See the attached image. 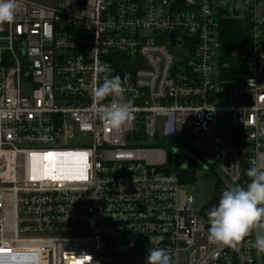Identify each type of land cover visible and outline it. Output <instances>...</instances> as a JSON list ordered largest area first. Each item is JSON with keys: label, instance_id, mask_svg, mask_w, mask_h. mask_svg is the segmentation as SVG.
<instances>
[{"label": "built area", "instance_id": "2783aa9c", "mask_svg": "<svg viewBox=\"0 0 264 264\" xmlns=\"http://www.w3.org/2000/svg\"><path fill=\"white\" fill-rule=\"evenodd\" d=\"M244 1L252 48L234 72L215 0H18L15 22L0 25V264H146L150 248L172 264H262L254 233L239 252L209 243L206 208L156 148L190 130L187 152L216 155L225 189L244 186L264 154L263 0ZM105 63L134 109L118 131L91 95ZM87 152L86 166L59 155Z\"/></svg>", "mask_w": 264, "mask_h": 264}, {"label": "clouds", "instance_id": "9594fccd", "mask_svg": "<svg viewBox=\"0 0 264 264\" xmlns=\"http://www.w3.org/2000/svg\"><path fill=\"white\" fill-rule=\"evenodd\" d=\"M18 0H0V25L15 22ZM98 73H105L103 82L92 87V99L98 106L99 118L111 129L120 130L134 120V109L131 101H125L127 88L119 75L110 76V65L100 64ZM111 97L109 104L102 102ZM87 156L91 152L86 153ZM83 159V158H81ZM247 170L249 182L245 186L236 184L222 191L218 205L207 213L208 241L219 248L240 251L246 238L254 233L251 247L264 253V154ZM215 258H219L218 254ZM241 264L245 257L241 256ZM146 264H172V258L165 248H150Z\"/></svg>", "mask_w": 264, "mask_h": 264}, {"label": "rangeland", "instance_id": "374dc122", "mask_svg": "<svg viewBox=\"0 0 264 264\" xmlns=\"http://www.w3.org/2000/svg\"><path fill=\"white\" fill-rule=\"evenodd\" d=\"M38 3L47 6H54L58 3V0H33ZM215 7H219L220 11H225L223 17H232L245 21L247 19V14L254 12V7L252 4L246 5L244 0H215ZM258 21L260 24H264V0L259 4V15ZM81 139L77 138L74 141L70 142V146L80 145ZM156 148L164 149L169 152H173L175 156V161L173 166H175L181 173L192 168L195 169L196 178L194 182H188L185 180L183 183L186 185L188 191L195 192V198L197 204H201L202 207L208 208L210 210L212 207L218 205L220 196L222 194L221 189L224 186L220 184V180L216 173L209 169L210 164L204 156L197 154L196 152L190 153L193 157L192 164L187 161L185 158L180 157L178 154L179 149L185 151L191 150L190 143L183 144V147L180 148L174 144L160 145ZM196 163V164H195ZM188 167V168H187Z\"/></svg>", "mask_w": 264, "mask_h": 264}, {"label": "trees", "instance_id": "16d2710c", "mask_svg": "<svg viewBox=\"0 0 264 264\" xmlns=\"http://www.w3.org/2000/svg\"><path fill=\"white\" fill-rule=\"evenodd\" d=\"M226 14L225 11L219 12V24L221 30V43H222V53L224 54V60L230 63L234 72H237L238 67H241L245 62L252 48L251 39V29H252V19L249 14H247V19L245 21L232 17H223ZM234 50L238 51L237 56H233ZM244 71V69H243ZM246 73V70L244 71ZM240 76V75H239ZM236 78V76H232ZM228 143H238L235 135L225 134ZM167 145V144H165ZM245 172L243 183H248L249 178ZM196 178L195 169H188L183 173H180V179L182 183L186 180L188 182H194ZM185 183V182H184ZM246 184L244 185L246 187ZM208 208H206V214L208 213ZM262 264H264V253H262Z\"/></svg>", "mask_w": 264, "mask_h": 264}, {"label": "water", "instance_id": "95a60500", "mask_svg": "<svg viewBox=\"0 0 264 264\" xmlns=\"http://www.w3.org/2000/svg\"><path fill=\"white\" fill-rule=\"evenodd\" d=\"M181 46H182V42L179 40V38L177 37V35L174 32H172L170 34V47L172 48V50L176 54H178V55H185V52L181 50ZM191 139H192V133H191V131L188 130V129H185L182 133L177 134V135L171 137L169 139V142L171 144L177 145L179 147L184 142H186L188 140H191ZM176 154H178L182 158H185L187 161H189L192 164L193 157H192V155L189 152H187V151H185L183 149H179ZM174 159H175L174 153L173 152H170L168 154V162H169V164H172L174 162ZM206 159H208L209 161H214L216 159V155L215 156H206Z\"/></svg>", "mask_w": 264, "mask_h": 264}, {"label": "snow or ice", "instance_id": "6c2138e0", "mask_svg": "<svg viewBox=\"0 0 264 264\" xmlns=\"http://www.w3.org/2000/svg\"><path fill=\"white\" fill-rule=\"evenodd\" d=\"M35 155V154H34ZM46 158L48 157H54L56 155H58L57 153H52V152H49V153H46L44 154ZM59 155H63V156H66V157H69V156H76V157H80V158H83L82 160L85 161V166H86V158H87V154L86 153H62V154H59ZM34 179L36 178L35 176L33 177ZM79 179H84L86 178L83 174V171H81L79 173V176L77 177ZM52 179H56V177H52Z\"/></svg>", "mask_w": 264, "mask_h": 264}, {"label": "flooded vegetation", "instance_id": "af4514ba", "mask_svg": "<svg viewBox=\"0 0 264 264\" xmlns=\"http://www.w3.org/2000/svg\"><path fill=\"white\" fill-rule=\"evenodd\" d=\"M179 147L182 148L183 147V144L181 146H179Z\"/></svg>", "mask_w": 264, "mask_h": 264}, {"label": "bare ground", "instance_id": "6f19581e", "mask_svg": "<svg viewBox=\"0 0 264 264\" xmlns=\"http://www.w3.org/2000/svg\"><path fill=\"white\" fill-rule=\"evenodd\" d=\"M48 161H51V160H48ZM52 162H53V160H52ZM48 164H49V162H48Z\"/></svg>", "mask_w": 264, "mask_h": 264}]
</instances>
